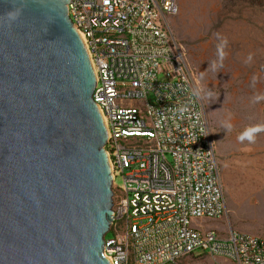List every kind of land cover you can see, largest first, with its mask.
Here are the masks:
<instances>
[{
  "label": "built area",
  "instance_id": "obj_1",
  "mask_svg": "<svg viewBox=\"0 0 264 264\" xmlns=\"http://www.w3.org/2000/svg\"><path fill=\"white\" fill-rule=\"evenodd\" d=\"M68 9L108 131L114 238L105 239L104 256L111 264H184L203 251L264 264V238L221 236L202 224L227 214L226 196L194 73L166 24L179 0H71Z\"/></svg>",
  "mask_w": 264,
  "mask_h": 264
},
{
  "label": "water",
  "instance_id": "obj_2",
  "mask_svg": "<svg viewBox=\"0 0 264 264\" xmlns=\"http://www.w3.org/2000/svg\"><path fill=\"white\" fill-rule=\"evenodd\" d=\"M70 2L0 0V264H111L108 131Z\"/></svg>",
  "mask_w": 264,
  "mask_h": 264
},
{
  "label": "rangeland",
  "instance_id": "obj_3",
  "mask_svg": "<svg viewBox=\"0 0 264 264\" xmlns=\"http://www.w3.org/2000/svg\"><path fill=\"white\" fill-rule=\"evenodd\" d=\"M166 24L194 73L226 196L227 214L202 224L264 238V0H179ZM184 264L235 263L198 251Z\"/></svg>",
  "mask_w": 264,
  "mask_h": 264
},
{
  "label": "clouds",
  "instance_id": "obj_4",
  "mask_svg": "<svg viewBox=\"0 0 264 264\" xmlns=\"http://www.w3.org/2000/svg\"><path fill=\"white\" fill-rule=\"evenodd\" d=\"M17 13H8V19L14 21L17 18Z\"/></svg>",
  "mask_w": 264,
  "mask_h": 264
}]
</instances>
